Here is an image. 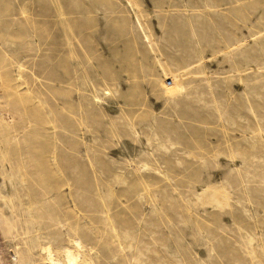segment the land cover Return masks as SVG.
Wrapping results in <instances>:
<instances>
[{
	"label": "rangeland",
	"instance_id": "374dc122",
	"mask_svg": "<svg viewBox=\"0 0 264 264\" xmlns=\"http://www.w3.org/2000/svg\"><path fill=\"white\" fill-rule=\"evenodd\" d=\"M73 240L264 264V0H0V264Z\"/></svg>",
	"mask_w": 264,
	"mask_h": 264
},
{
	"label": "bare ground",
	"instance_id": "6f19581e",
	"mask_svg": "<svg viewBox=\"0 0 264 264\" xmlns=\"http://www.w3.org/2000/svg\"><path fill=\"white\" fill-rule=\"evenodd\" d=\"M74 248H67L63 253L67 256L68 264H83L85 260L82 256L81 250L83 249V244L79 240H73ZM42 251L45 254V259L48 264H63L61 261V256L59 257L51 246L43 247Z\"/></svg>",
	"mask_w": 264,
	"mask_h": 264
},
{
	"label": "built area",
	"instance_id": "2783aa9c",
	"mask_svg": "<svg viewBox=\"0 0 264 264\" xmlns=\"http://www.w3.org/2000/svg\"><path fill=\"white\" fill-rule=\"evenodd\" d=\"M168 84H171V80H170V81H168Z\"/></svg>",
	"mask_w": 264,
	"mask_h": 264
}]
</instances>
